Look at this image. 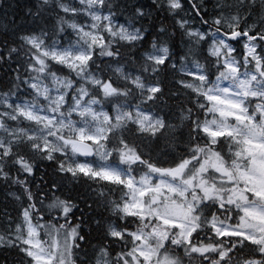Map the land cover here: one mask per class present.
Here are the masks:
<instances>
[{
    "label": "snow or ice",
    "instance_id": "1",
    "mask_svg": "<svg viewBox=\"0 0 264 264\" xmlns=\"http://www.w3.org/2000/svg\"><path fill=\"white\" fill-rule=\"evenodd\" d=\"M24 11L0 24V264H264V0Z\"/></svg>",
    "mask_w": 264,
    "mask_h": 264
},
{
    "label": "trees",
    "instance_id": "2",
    "mask_svg": "<svg viewBox=\"0 0 264 264\" xmlns=\"http://www.w3.org/2000/svg\"><path fill=\"white\" fill-rule=\"evenodd\" d=\"M34 2H35V0H0V3H11V4L16 5V7L11 12L8 13V20L7 21L5 20L3 13L0 12V24L11 21L14 18L18 23H24L26 25H30L31 17H29L26 14L24 9L31 6V4ZM66 2L68 4H70L71 6H73L72 0H66ZM142 2H144L145 4H148V3H151V0H142ZM73 7H76V6H73ZM13 14H14V16H13ZM75 19H76V22L80 23V24H84L86 22V16L77 17ZM157 19H160V17H157ZM121 22H123V21L121 20ZM168 22L171 23L170 20ZM233 44L235 46L240 45V43H236V42H233ZM57 67H59V66H57ZM53 71H56V69L54 68ZM58 75H67V70L63 69V71L58 72ZM3 76H4L3 72L0 71V78H2ZM171 78L172 77L169 76V79H171ZM176 78L178 79L179 77L177 76ZM141 174H142V172L135 173V175L137 177H139ZM10 190L18 192V189H16V188L10 189L8 186L4 185L3 182H0V209H3V208H5V206H7V210L11 212L13 218H16L19 214L18 209L20 208V205L16 202L6 198V193ZM76 190L77 189L74 188L73 185L65 184V187L63 188V195L60 192L56 193V195L61 196V198H65L68 196H75ZM114 192H115V196L113 198H119L122 195V192H121L119 187L114 188ZM49 195H51V193H49ZM53 215H55V213H53ZM79 215H80V212L75 211V216H79ZM70 220H71V223H73V224L76 223V220L74 218H70ZM60 223H63V220H61ZM4 227H5V225L3 224V221L0 220V230H2ZM93 236L95 237V232L93 233ZM96 243H98V239L93 238L91 240V244H96ZM89 254L91 255L90 247H89ZM79 255H80V257H83V252H81ZM73 261H74V264H79V259L76 257L75 254L73 255Z\"/></svg>",
    "mask_w": 264,
    "mask_h": 264
},
{
    "label": "rangeland",
    "instance_id": "3",
    "mask_svg": "<svg viewBox=\"0 0 264 264\" xmlns=\"http://www.w3.org/2000/svg\"><path fill=\"white\" fill-rule=\"evenodd\" d=\"M73 1V6H76V7H78L79 6V0H72ZM85 23H87V24H90L91 23V21H90V19L86 16V22ZM84 23V24H85ZM69 32H71V30L69 29ZM233 47L236 49V52L234 53V56L237 58V59H242V55H243V48H242V42H240V45L239 46H235L234 44H233ZM65 70H67V69H65ZM225 86H226V83H225ZM253 103H255V102H253ZM20 126H26L25 124H21ZM139 177H137V179H138ZM43 222V221H42Z\"/></svg>",
    "mask_w": 264,
    "mask_h": 264
}]
</instances>
